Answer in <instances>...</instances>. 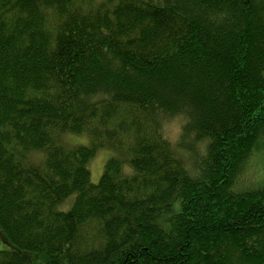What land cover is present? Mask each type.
<instances>
[{"label":"trees","instance_id":"obj_1","mask_svg":"<svg viewBox=\"0 0 264 264\" xmlns=\"http://www.w3.org/2000/svg\"><path fill=\"white\" fill-rule=\"evenodd\" d=\"M257 155L264 0H0V264H264Z\"/></svg>","mask_w":264,"mask_h":264},{"label":"rangeland","instance_id":"obj_2","mask_svg":"<svg viewBox=\"0 0 264 264\" xmlns=\"http://www.w3.org/2000/svg\"><path fill=\"white\" fill-rule=\"evenodd\" d=\"M183 126L182 118H173L169 122H167L164 126V132L166 137L171 141V143L176 144L180 140V135ZM78 139V140H77ZM76 140L73 139V143L76 145H87L88 139L86 137H77ZM113 156V153L106 150H101L97 153L95 158L89 163V170L91 172V182L93 184H98L100 178L103 174L104 167L106 162ZM185 160L188 159V154L184 156ZM192 161L189 160L188 166L191 167ZM263 172H264V159L261 155H257L253 157L249 164L246 166L243 175L239 180V187L255 189L261 186H257L263 180ZM257 184V185H256ZM262 185V184H261ZM68 201L65 205L62 206L63 210H68L69 207L73 203ZM61 209V210H62Z\"/></svg>","mask_w":264,"mask_h":264}]
</instances>
